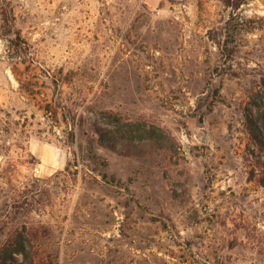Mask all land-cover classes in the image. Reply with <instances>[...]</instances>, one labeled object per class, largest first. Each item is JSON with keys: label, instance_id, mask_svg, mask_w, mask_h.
Returning <instances> with one entry per match:
<instances>
[{"label": "rangeland", "instance_id": "obj_1", "mask_svg": "<svg viewBox=\"0 0 264 264\" xmlns=\"http://www.w3.org/2000/svg\"><path fill=\"white\" fill-rule=\"evenodd\" d=\"M4 10L0 264H264V0Z\"/></svg>", "mask_w": 264, "mask_h": 264}, {"label": "trees", "instance_id": "obj_2", "mask_svg": "<svg viewBox=\"0 0 264 264\" xmlns=\"http://www.w3.org/2000/svg\"><path fill=\"white\" fill-rule=\"evenodd\" d=\"M1 14V20H3L4 22H6V24L9 22V12L7 10H4L3 12H0ZM10 30V27L8 29ZM27 44H25V48L22 52V54H20V56H18V58L20 59V63L21 64H25L27 62ZM20 80H23L20 78ZM260 91L262 93L258 94L256 93V100H254V105L258 108L259 114H260V119L262 121V125L264 127V82L261 83V88ZM247 121L250 125V127L255 126L252 119L247 117ZM253 132V131H252ZM264 144V143H263ZM111 145V144H110ZM112 148H114V146H111ZM27 243H29V246L27 244H24L25 242V238L24 236L21 234V241L19 240L16 244V246L14 247L13 252L15 253H23L25 256L29 255V250L32 249L31 243L28 241V239H26Z\"/></svg>", "mask_w": 264, "mask_h": 264}, {"label": "water", "instance_id": "obj_3", "mask_svg": "<svg viewBox=\"0 0 264 264\" xmlns=\"http://www.w3.org/2000/svg\"><path fill=\"white\" fill-rule=\"evenodd\" d=\"M205 132H204V130H203V138H202V142H204L205 141Z\"/></svg>", "mask_w": 264, "mask_h": 264}]
</instances>
